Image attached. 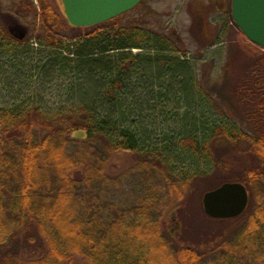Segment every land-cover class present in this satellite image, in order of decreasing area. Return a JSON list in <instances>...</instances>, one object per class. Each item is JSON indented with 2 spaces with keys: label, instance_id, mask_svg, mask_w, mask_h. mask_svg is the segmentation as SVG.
<instances>
[{
  "label": "trees",
  "instance_id": "1",
  "mask_svg": "<svg viewBox=\"0 0 264 264\" xmlns=\"http://www.w3.org/2000/svg\"><path fill=\"white\" fill-rule=\"evenodd\" d=\"M4 1L0 264H264V49L245 36L239 45L252 62L231 95L246 131L203 87L194 58L130 20L143 0L90 26L71 25L51 0ZM55 90L59 102L35 98ZM221 140L245 141L257 163L208 189L239 181L247 206L209 247L177 244L165 216L229 167ZM114 152L136 158L110 172Z\"/></svg>",
  "mask_w": 264,
  "mask_h": 264
},
{
  "label": "rangeland",
  "instance_id": "2",
  "mask_svg": "<svg viewBox=\"0 0 264 264\" xmlns=\"http://www.w3.org/2000/svg\"><path fill=\"white\" fill-rule=\"evenodd\" d=\"M51 2L63 11L61 0ZM130 20L142 28L165 34L182 51H186V55L194 58L192 63L195 64L197 76L215 100L227 108V119L239 129L247 131L250 128L245 120L243 105L231 95L233 85L237 83L236 77L242 78L252 58L239 48L245 38L231 19L230 0H143L132 10ZM20 23L16 21L8 26L9 31L18 38L24 34ZM75 31L71 29L72 34ZM138 51L132 49V52ZM52 94L37 93L35 98L59 102L58 91ZM10 97L12 95L1 93L0 102ZM216 146L217 154L227 161L229 167L216 170L194 183L180 206L169 210L165 216V229L177 244L209 247L219 236L239 224L233 225L234 222L226 218L207 216L202 208V194L223 179L242 177L245 168L255 165L257 160L249 152V145L245 141L229 143L221 140ZM135 158L136 155L132 153L114 152L108 170L118 172Z\"/></svg>",
  "mask_w": 264,
  "mask_h": 264
},
{
  "label": "water",
  "instance_id": "3",
  "mask_svg": "<svg viewBox=\"0 0 264 264\" xmlns=\"http://www.w3.org/2000/svg\"><path fill=\"white\" fill-rule=\"evenodd\" d=\"M61 1L63 14L71 25L90 26L129 11L141 0ZM230 15L244 36L264 49V0H230ZM201 201L207 216L232 218L245 210L248 193L243 183L224 181L204 191Z\"/></svg>",
  "mask_w": 264,
  "mask_h": 264
},
{
  "label": "flooded vegetation",
  "instance_id": "4",
  "mask_svg": "<svg viewBox=\"0 0 264 264\" xmlns=\"http://www.w3.org/2000/svg\"><path fill=\"white\" fill-rule=\"evenodd\" d=\"M245 186V185H244ZM246 190H247V188H246ZM247 193H248V191H247Z\"/></svg>",
  "mask_w": 264,
  "mask_h": 264
}]
</instances>
